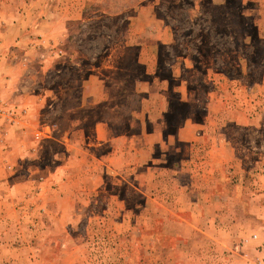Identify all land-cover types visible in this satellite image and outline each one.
<instances>
[{
    "label": "rangeland",
    "instance_id": "rangeland-1",
    "mask_svg": "<svg viewBox=\"0 0 264 264\" xmlns=\"http://www.w3.org/2000/svg\"><path fill=\"white\" fill-rule=\"evenodd\" d=\"M194 2L0 0L3 82L7 88L18 82L23 91L48 100L58 97L40 109V122L51 123L57 139L75 128L73 117L90 111L89 102L82 110V98H90L96 87L125 80L136 93L134 81H149L142 78L136 52L139 35L155 26L148 14L170 13L173 55L177 60L184 49L190 53L193 68L181 74L196 91L202 127L210 138L226 139L231 163L224 191L235 193L90 194L83 189L89 183L68 174L74 157L80 164V150L36 140L30 131L28 146L9 145L0 156L1 163L13 166L12 171L0 167V264H242L233 249L235 236L237 242L242 238L240 226L245 233L256 226L264 232V0H204L199 7ZM109 53L120 58L119 72L98 71ZM161 77L170 84L173 75ZM173 107L164 115L168 128L189 112L180 104ZM150 108L156 115L155 104ZM144 121H132L131 132L146 128ZM54 156L62 157L67 174L41 187L43 163ZM211 199L228 213L216 216ZM194 206H208L209 221L193 215ZM229 223L235 227L226 231ZM201 224L211 226V237Z\"/></svg>",
    "mask_w": 264,
    "mask_h": 264
},
{
    "label": "crops",
    "instance_id": "crops-1",
    "mask_svg": "<svg viewBox=\"0 0 264 264\" xmlns=\"http://www.w3.org/2000/svg\"><path fill=\"white\" fill-rule=\"evenodd\" d=\"M203 2L204 0H195L194 3L199 7ZM147 17L151 23L155 22V26L139 35L140 45L136 52L142 66V78L148 77L149 81H134L138 86L136 93L128 90L130 83L125 80L110 81L96 87L90 98H82V110L87 108L86 104L89 102L90 111L81 112L83 116L73 117L71 126L75 128L63 131L61 139L55 137L56 129L51 123L40 122V109L49 101H53L51 105L56 103L58 97L51 95V100H48L35 92L27 93L16 85L18 82L7 88V84L3 82L6 75V59L3 58L0 62V156L9 145L18 150L28 146L26 137L32 131L36 140L48 143L54 140L66 145L67 150H80V164L77 157H74L75 163L67 165L70 167L68 174L81 177L78 181L83 184L89 183V187L83 189L84 192L88 189L90 194H235L224 191V171L231 163L227 158L226 139L216 137L217 134L210 138L208 129L202 127V122L198 120L202 112L195 110L196 91L188 77L182 75L193 68L190 53L184 49L177 60L173 55V38L176 35L172 27L173 17L163 10L160 15L153 12ZM107 58L106 64L97 67L98 71L119 72L120 58L116 60L114 53H109ZM162 73L173 75L170 84L163 81ZM145 84L146 90L141 88ZM154 104L156 115L150 111ZM174 104L185 106L189 112L181 124L168 128L164 115L174 110ZM98 108L100 110H96ZM144 120H147L149 127ZM88 121L90 127H86ZM132 121L138 124L144 121L146 128L144 126L132 133ZM115 122H119L120 129L115 127ZM78 135L80 141L75 144ZM2 163L0 162L1 168L12 171V165L5 164L3 160ZM42 172L43 175L39 177L43 181L40 183L41 187L47 182L63 180L67 174L64 161L59 156L43 163ZM2 174L0 173L1 176ZM77 190L75 188V194ZM209 197L205 195L202 202L207 203ZM212 199L209 205L215 207L218 212L215 213L216 216L228 213L224 205L221 208L220 204L214 202V206ZM197 207L199 211H195ZM206 207L208 206H194L193 215H200L201 220L207 221L209 215L205 212ZM242 214L243 218L247 216L243 212ZM250 219L248 217L246 221L253 222ZM201 225L206 227L204 234L211 237V226ZM234 227L235 224L229 223L226 231ZM242 227L240 226L242 238L237 242L235 236L233 245L235 252L240 254V263L255 264L258 260H263L261 264H264V232L262 235L256 226L251 232L245 233L241 230ZM127 229L129 231L131 227L128 226ZM226 243L227 241L224 246L228 245L232 249L230 243Z\"/></svg>",
    "mask_w": 264,
    "mask_h": 264
},
{
    "label": "built area",
    "instance_id": "built-area-1",
    "mask_svg": "<svg viewBox=\"0 0 264 264\" xmlns=\"http://www.w3.org/2000/svg\"><path fill=\"white\" fill-rule=\"evenodd\" d=\"M263 263V260H258L255 264H261Z\"/></svg>",
    "mask_w": 264,
    "mask_h": 264
}]
</instances>
